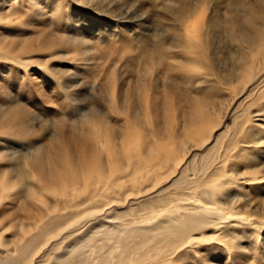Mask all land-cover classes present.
Listing matches in <instances>:
<instances>
[{
    "label": "bare ground",
    "instance_id": "bare-ground-1",
    "mask_svg": "<svg viewBox=\"0 0 264 264\" xmlns=\"http://www.w3.org/2000/svg\"><path fill=\"white\" fill-rule=\"evenodd\" d=\"M42 1L0 0L1 58L32 65L25 36L47 19L55 32L36 46L45 56L83 66L97 37L139 52L126 60L124 83L112 71L121 56L107 57L110 74L105 63L94 73L95 103L75 112V156L2 138L19 149L0 145V195L14 178L22 202L14 234L0 240V264H264V0H117L116 12L111 0L84 5L122 24ZM130 3L153 5V27H144L147 12L143 24H127ZM16 16L26 20L20 35L9 30ZM14 119L1 117L0 127H22ZM250 192L263 196L246 200Z\"/></svg>",
    "mask_w": 264,
    "mask_h": 264
},
{
    "label": "rangeland",
    "instance_id": "rangeland-1",
    "mask_svg": "<svg viewBox=\"0 0 264 264\" xmlns=\"http://www.w3.org/2000/svg\"><path fill=\"white\" fill-rule=\"evenodd\" d=\"M88 1L89 0H85V2H83V0H77V1L76 0H65V2L67 4V9L68 8L69 9L75 8L76 11L73 14L74 18H77L76 16H78V13L81 11L82 12L80 15L84 14L83 13L84 11L92 12L90 10V8L88 9V8L84 7V5L85 6L87 5ZM90 1H92V0H90ZM146 1H148V0H144L143 2L146 3ZM157 1H159V0H157ZM40 3H43V7L46 4L42 0H40ZM109 4L111 5V9L114 7L116 8V9L114 8L115 12L118 10H121V11L124 10V6L118 5L117 0H111ZM130 4H131L130 6H129V4L126 5L127 6L126 9H128V8H130L131 10L133 9V11H135V14H133L132 17L134 15L135 16L132 19H130V21L128 20L127 24L128 25L130 24L131 26L136 25L137 23L143 24L144 18L140 19L139 15L142 12H147V15H149L151 21L145 22L144 27H153L154 22H155L154 14L156 11L155 8L153 7V5H150L149 3H147L144 6V8L146 7L145 9L143 8V9H141V11H138L135 9L138 4H135V3H130ZM99 12L100 11H98V13ZM106 12L108 13V11H106ZM106 12L102 11V12H100L101 14L100 13L98 14V13H96V11L95 12L93 11L92 14H96L94 16L96 18L103 19V21L104 20L108 21V22L113 21L115 23L122 24L119 22V20H116V21L111 20L112 17L115 16L114 13H113V15H114L113 16L112 14L110 15V13H108L109 14L108 15ZM75 13H77V14H75ZM129 14L127 13V15H129ZM48 15H49V12H48ZM106 15H108V16H106ZM147 15H145L144 17H146ZM17 18H19L20 22H18L19 20ZM45 18H46V14H45ZM123 20L127 21L125 19H123ZM153 20H154V22H153ZM15 21H16V23L13 22L11 25V27H12L14 24L15 25L14 28H11L9 30H11V31L14 30L16 33V31L19 28H21L20 32L17 31L18 33H16V34L20 35L24 31H26L25 26H24L26 20L21 19L20 16H16ZM21 22H23V23H21ZM47 22H48V24H47ZM121 22H123V21H121ZM45 23L47 26L46 25L41 26L43 28L42 32L40 31L41 27H38L37 29H35L37 31V34H35V31H32V32H29V34L27 36H25L27 38V40L25 42H27L29 47H31L34 50V51H32L33 54L30 53L28 55V57L25 59V60H28V58H29L30 61L32 62L31 63L32 65H30L29 60H28L29 63L26 62L27 65L29 64L28 66H30V67H28L26 65V67H24L25 70H23L22 65H21V67H19L15 61L10 60L8 58H7L8 60H5L4 58L0 57V118L2 117V120L7 119V118H9V114H10V117L12 116V119L15 118L14 121H16V120L20 121L21 122L20 124H22L21 126L23 127V128L20 127L19 129H17L16 127H10V128H4V127L1 128L0 127V145L1 144L3 146L8 145L7 146V149L9 148L8 152L10 149L15 150V151L10 150V152H9L10 154H12L13 152L16 153L17 149H19V147L16 143H12V144L11 143H5L2 138L5 136L15 137L17 135L16 137H18V138L21 137L24 140L27 147H33V146L38 147L39 152H41L42 154H45V155L47 153L55 154L56 151H58L61 148V151L67 150L68 154H70V155L75 154L76 155V153H77V143L76 142L78 141V139L82 135V131H81L82 128L80 125H76L77 122H79L78 117L80 116V114H77V119H75L76 118L75 112L80 111L81 113H84V110H87V108H89L90 106H93L95 103L94 99L90 96L91 92H90V88L88 87L89 84L92 81H96L95 78L97 77L98 73L100 71H103L101 69V66L104 63H105L103 65L104 67L102 66L103 68H105L104 70L106 72L110 71L109 70L110 67L108 66V64H106L107 57H109L110 59H111V57H114V58H118L120 56L122 57L121 60H119L115 63V68L112 69V71H114L113 73L116 77H117V73L119 72L118 75L121 76V78H122V75L123 76L125 74L127 75V73H126L127 67L125 66V63H127V61H126L127 58L130 59L132 57H135L136 54L139 52L136 48L134 49L136 54L133 52V49L131 51L132 46L130 45L131 46L130 47L129 43H126V41H124V39H121V38H118L116 40L114 39L116 42L113 39L112 40L108 39V43H110V42L113 43V44L110 43L111 45H109L107 43H103L101 38L97 37L94 40H95V42H97L98 47H96L94 52H92L90 54L92 57L90 56V59L87 60L88 63H87V61H85V64L87 63L86 65L84 64L83 66H80V67L74 66V65H72V64H74V62L72 60H70L69 58H67V56H65V54H63V53H59L58 55H54V56H45L43 54L44 52H41V51L36 49L37 48L36 46H38V44L41 41V36H42L41 34H43L44 31H46L47 33L50 31L52 33L55 32L56 23L53 22L50 24V19H47L45 21ZM2 24H5V23H2ZM20 24H23V25L21 26ZM45 28L47 30H45ZM38 29H40V30H38ZM115 30L118 31L119 27H118V29H115ZM38 32L39 33L41 32V33L38 34ZM31 33H32V35H31ZM33 34L36 37H34ZM28 36H29V38H31V36L33 37L32 42L28 41V40H30L28 38ZM119 43H121V44H119ZM124 43H126V44H124ZM112 45H114L113 46L114 48L112 47ZM124 48L126 49V53H125ZM132 48H134V47H132ZM103 49H105V51H103ZM128 54H129V56H128ZM111 61H110V63H111ZM108 67H109V69H108ZM112 68H113V66H112ZM155 68H157V67L155 66ZM160 69H161V67L158 68V71H160ZM117 70H118V72H117ZM47 72L49 73L48 75H47ZM81 73H84V76H82ZM94 73L95 74L97 73L96 77H95ZM107 74L108 73L104 74L105 77L106 76L108 77ZM109 74H110V72H109ZM155 74H157V72H155ZM88 75H90V76H88ZM69 76H72L70 78V80H66V78ZM107 77L105 79H110L109 77H111V76H109L108 78ZM57 80L61 81V84H59L60 82L58 83ZM122 80L123 81H120V82L124 83L123 78H122ZM54 82L58 83V84L56 85V84H54ZM66 90H68V91L70 90L69 91L70 93L67 94V97H66V93L64 94V92ZM63 95L66 98L63 97ZM68 97H69V99H68ZM66 100H67V102H66ZM79 108H82V109L79 110ZM106 120L109 122V120L112 121L113 119L112 120L106 119ZM72 122H73V124H71ZM226 123L229 125L232 124L231 117L226 119ZM109 125H110V123H109ZM78 127H79V133L80 134L78 133V131H76ZM15 146L18 148H16ZM2 151H4V150L0 148V161H1L2 156L4 155L2 153ZM43 160H44V157H43ZM0 167H2L1 162H0ZM2 178H3V173L0 174V180ZM11 179H13L14 181ZM11 179L7 183V185H9V186L6 185L7 187L4 189L5 192H3V194H2V198L0 195V223H1L0 225L4 226V224H5L2 236L0 237L1 241L5 240L7 238H10V236L14 234L13 226L16 223V221H18L21 217L20 216L21 215L20 205L22 202L21 201L22 198L20 197V195H18L20 187L14 178H11ZM17 184H18V186H17ZM254 194H257V195H254ZM259 195H260V197L263 196V194H261V192L260 193H253V194L250 192V194L246 196L247 197L246 200H254V197L259 196ZM261 247L264 248V244H262ZM215 263L221 264L220 262H215Z\"/></svg>",
    "mask_w": 264,
    "mask_h": 264
}]
</instances>
